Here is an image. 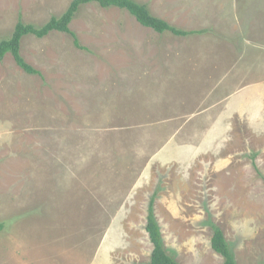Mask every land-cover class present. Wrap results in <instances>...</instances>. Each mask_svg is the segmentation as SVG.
<instances>
[{
  "label": "rangeland",
  "instance_id": "1",
  "mask_svg": "<svg viewBox=\"0 0 264 264\" xmlns=\"http://www.w3.org/2000/svg\"><path fill=\"white\" fill-rule=\"evenodd\" d=\"M71 0H0V39ZM81 5L0 60V264H149L148 198L179 264L264 263V0Z\"/></svg>",
  "mask_w": 264,
  "mask_h": 264
},
{
  "label": "trees",
  "instance_id": "2",
  "mask_svg": "<svg viewBox=\"0 0 264 264\" xmlns=\"http://www.w3.org/2000/svg\"><path fill=\"white\" fill-rule=\"evenodd\" d=\"M96 3L103 8L117 7L126 10L131 14L142 26L151 28L158 33H171L174 35H187L191 33L202 34L204 29L200 30H183L177 28L165 20L153 15L146 4L137 2L136 0H71L67 8L59 16H51L50 19L42 25H34L32 23H24L17 21L10 36L0 39V60L9 54L15 63L26 73L38 74L35 68L29 65L23 59L20 53L21 40L27 35L35 37H44L51 31L69 32L73 34L74 44L78 46L74 33L69 29V23L73 19L75 13L81 5ZM154 198L155 192L148 198L146 207V221L144 229L147 233L148 240L151 243L152 250L149 256V264H179L164 249L160 228L154 215ZM3 224L0 223V230ZM211 248L220 254L223 258L222 264H236L234 255L226 242L220 228L212 226V235L210 237ZM264 264V263H263Z\"/></svg>",
  "mask_w": 264,
  "mask_h": 264
}]
</instances>
